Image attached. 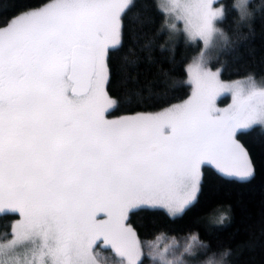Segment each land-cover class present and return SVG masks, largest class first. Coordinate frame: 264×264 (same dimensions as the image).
Wrapping results in <instances>:
<instances>
[{"label":"snow or ice","instance_id":"6c2138e0","mask_svg":"<svg viewBox=\"0 0 264 264\" xmlns=\"http://www.w3.org/2000/svg\"><path fill=\"white\" fill-rule=\"evenodd\" d=\"M216 0H168L157 5L184 24L204 49L189 65L196 88L159 112L108 119L109 51L122 43L123 21L137 0H50L0 26V213L18 212L11 238L0 242V264H143L142 241L126 221L141 208L181 216L197 201L201 167L248 178L254 166L240 132L264 130V78L231 84L212 71L205 52L227 41ZM232 7L241 20L264 16V0ZM134 19H139V13ZM165 26L176 31V25ZM233 96L219 109L221 93ZM179 193V194H178ZM103 214L105 218H99ZM228 216L221 212L217 223ZM162 236L158 235V242ZM184 248H209L191 234ZM153 247L158 243L150 242ZM101 249H111L110 261ZM170 250L150 253L159 264ZM208 264H227L231 249Z\"/></svg>","mask_w":264,"mask_h":264},{"label":"trees","instance_id":"16d2710c","mask_svg":"<svg viewBox=\"0 0 264 264\" xmlns=\"http://www.w3.org/2000/svg\"><path fill=\"white\" fill-rule=\"evenodd\" d=\"M50 0H0V26L16 14ZM248 12H255L261 0H250ZM226 19L220 27L227 41L212 67H222L224 80L244 79L254 74L264 78V16L241 20L232 6L237 0H221ZM159 0H137L123 21L122 43L109 51L107 92L118 101L112 115L163 110L189 97L188 63L195 58L201 43L184 37L172 39L165 26V14L157 8ZM139 13V19H134ZM237 138L248 151L255 173L249 179L221 174L214 166L202 167L201 191L197 203L181 216H170L163 208H141L129 213L128 222L142 240L158 235L198 234L209 248L200 246L189 256L190 262L221 259L219 253L231 249L227 264H264V130L257 127L240 132ZM228 219L218 224L219 214ZM14 212L0 213V234L11 235ZM145 253L143 264H159ZM189 263V262H187Z\"/></svg>","mask_w":264,"mask_h":264},{"label":"rangeland","instance_id":"374dc122","mask_svg":"<svg viewBox=\"0 0 264 264\" xmlns=\"http://www.w3.org/2000/svg\"><path fill=\"white\" fill-rule=\"evenodd\" d=\"M221 0H216V2L213 4V7L214 8H218V7H221L223 6V4L220 3ZM250 1V0H249ZM160 2V6L161 7H167L168 6V0H159ZM241 3V0H237V4ZM165 14V13H164ZM165 21H167V24H175L176 25V31H172L170 30L169 28H167L171 34V37L172 39H178V38H181V37H184L188 42H193V43H197V42H200L201 43V47L198 51V53L196 54L195 58L192 59L188 65H187V71H188V81L191 83L192 85V91H191V94L189 95V97L192 95L193 91L195 90L196 88V84H195V79H194V76L190 77L189 75V65H191L193 63L194 60H196L201 51H203L204 49V45H203V42L200 41V40H189L188 37H187V34L184 32V24L182 21H178L174 18L173 15L171 14H165ZM216 27L220 28V22H217L216 24ZM225 41L223 40H218L217 43L215 44V46L213 48H211L209 51L205 52V58L209 61L207 67L211 68L212 71H216L217 69H220V72H219V79L224 82V83H227V84H231L232 82H235V81H243L244 79L240 78V79H235V80H224L222 79L221 77V72H222V67H212L210 65V61L215 59L220 51V49L223 47ZM107 90V89H106ZM109 94V93H108ZM110 96V95H109ZM188 97V98H189ZM113 98V97H112ZM188 98H186L185 100H187ZM114 99V98H113ZM184 101V100H183ZM182 101V102H183ZM181 103V102H180ZM233 103V96L231 93H228V92H224V93H221L219 96L216 97L215 99V106L219 109H225V108H228L230 105H232ZM111 110V109H110ZM109 110V112H110ZM159 111H162V110H159ZM159 111H153L152 113H155V112H159ZM106 113V118L108 119H119L120 117H123V116H130V115H135L136 113H128V114H121V115H112L110 113ZM140 113V112H139ZM236 139L240 142V140L237 138L236 136ZM241 143V142H240ZM242 144V143H241ZM243 145V144H242ZM244 146V145H243ZM249 154V153H248ZM250 156V155H249ZM251 158V157H250ZM252 162V160H251ZM208 164V163H206ZM253 164V162H252ZM205 165V164H204ZM212 166H214L216 168L215 165L213 164H210ZM254 166V165H253ZM203 167V166H202ZM202 167H201V172H202ZM217 169V168H216ZM218 170V169H217ZM219 171V170H218ZM220 172V171H219ZM221 173V172H220ZM255 173V171H254ZM222 174V173H221ZM224 175V174H223ZM254 175V174H253ZM252 175V176H253ZM227 176V175H225ZM251 176V177H252ZM227 177H233V178H236V179H242V178H239V177H236V176H227ZM251 177H248V178H244L242 180H245V179H249ZM179 194V193H178ZM157 208H163L165 209L164 207H157ZM166 210V209H165ZM167 211V210H166ZM17 214L18 218H16L13 222L15 223L17 220H20L22 217L20 216V214L18 212H14ZM99 218H105L103 214H100V217ZM126 223L130 224L128 222V220L126 221ZM11 224V225H12ZM131 225V224H130ZM132 226V225H131ZM133 227V226H132ZM134 228V227H133ZM10 231H11V227H10ZM136 231V230H135ZM4 234V233H3ZM3 234H0V242H3L5 240V236ZM139 236V235H138ZM162 236V238L157 242L156 239L155 240H152V241H145V240H142L140 237V240L142 241V252H143V257L145 255V253H147V255L150 256V253H154V252H157V251H162L165 247H168L169 250H170V254L168 255V259H174L175 257H182V259L184 260L185 264H196V263H193V262H190V258L189 256H192L193 254H195L197 252V250L200 248V245H196L194 246V248L191 250L190 253H185L184 252V248L185 246L187 245V243L189 242L188 241V237L189 236H178V237H174V236H166V235H160ZM8 239L11 238V235L7 237ZM150 242H154V243H158V247H153ZM96 251L98 252H102L104 256L108 257L110 261H115L116 260V257L113 255L111 249H107V248H104V249H101L99 247V245L97 246V249ZM142 257V259H143ZM209 260H215L214 256L213 258H207L205 262L203 263H200V264H208V261ZM156 261V260H155ZM159 262V261H157ZM189 262V263H187ZM198 264V263H197Z\"/></svg>","mask_w":264,"mask_h":264}]
</instances>
